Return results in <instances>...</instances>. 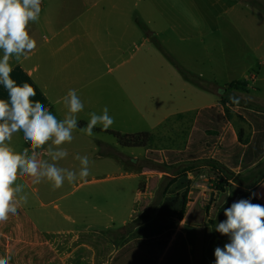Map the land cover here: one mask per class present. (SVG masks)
<instances>
[{
    "label": "crops",
    "instance_id": "crops-1",
    "mask_svg": "<svg viewBox=\"0 0 264 264\" xmlns=\"http://www.w3.org/2000/svg\"><path fill=\"white\" fill-rule=\"evenodd\" d=\"M135 5L134 0H42L39 21L29 25L30 35L37 41L36 49L22 62L11 61V77L18 84H31L36 90L33 99L42 102L59 119L66 111L63 96L70 89L77 91L84 109L77 115L79 127L73 132V141L64 145L69 155L58 166L78 170L75 155H87L89 176L70 185L73 190L82 189L96 183V176L105 170V179L120 181L113 188L116 210L105 209L109 193L87 188L63 205L68 226L47 232L30 211L32 195L26 191L32 185L31 178L19 177L17 183L25 186L28 203L20 206L18 213L26 221L0 222V257H7L10 242H14L20 248H34V258L39 249L44 252L41 260H28L29 264H54V258L56 264H73L75 257L78 264H210V222L218 220L223 206L232 204L235 196L229 199L232 186H237L235 179L245 184L249 197L253 192L264 194V97L254 87L255 78L244 75V86L236 90L243 88L249 95L250 82L256 97L235 98L238 103L232 106L229 116L226 107L230 104L221 103L222 95H226L222 88L210 87L192 76L201 84L185 82L196 88L198 95H205L207 102L203 104L198 105L197 98H145L143 93L134 98L124 91L120 96L119 90L120 80L127 82L134 75V66H125L136 52L162 53L172 65L186 71L171 55L198 57L204 53L210 58L220 50L226 54L232 33L244 40L242 48L260 56L257 69L264 70V39L257 44L247 41V37L264 29V0H142V14L138 16L134 14ZM229 67L230 64L223 66V70H230ZM120 69L124 72L120 73ZM227 82L234 83L230 79ZM0 98H6L2 85ZM105 106L114 118L108 130L97 126L91 137L79 131L86 127L89 113L99 114ZM213 107L221 118L202 114ZM200 117L207 122L203 123L206 128L196 126ZM183 120L190 130L186 147L181 149L178 144L182 140ZM169 124L176 136L161 150H151V144L142 148L124 144L127 157L116 152L119 139L105 133H148L155 138L158 133L169 132ZM22 136L18 133L13 137L12 146L17 151L29 147ZM102 150L108 153L103 154ZM38 151L40 158H47L42 150ZM211 172L226 175L228 184L214 198L208 186ZM168 181L150 219L110 241L109 233L145 213ZM66 184L69 183L65 181L62 187ZM59 189L43 182L31 192L48 195ZM130 194L135 207L120 220L117 216L124 212V200ZM97 200L102 202L98 206L101 207L92 204L87 223L81 225L85 220L81 208ZM251 202L264 205V198L252 197ZM54 208L59 209L57 205ZM103 216L107 218L105 224L101 223ZM11 231H18L19 237H9ZM229 242L226 236L225 244ZM72 244L80 248L68 250L66 257L61 258L55 250L60 245L70 248Z\"/></svg>",
    "mask_w": 264,
    "mask_h": 264
},
{
    "label": "clouds",
    "instance_id": "clouds-1",
    "mask_svg": "<svg viewBox=\"0 0 264 264\" xmlns=\"http://www.w3.org/2000/svg\"><path fill=\"white\" fill-rule=\"evenodd\" d=\"M41 4L42 0H0V85L6 91V98H0V222L17 215L18 208L28 203L25 186L17 183L19 177H30L33 185L48 182L55 190L65 181L74 184L90 174L87 155H75L78 170L58 166L69 155L64 145L73 141V132L79 127L77 115L84 109L77 91L70 89L63 96L66 111L59 119L33 99L36 90L31 84H18L11 77V61L22 62L36 49L29 25L39 21ZM229 99L238 103L233 97ZM89 117L86 127L79 128L89 137L95 127L106 131L114 124L107 106ZM18 133L29 145L22 151L12 146ZM38 150L47 158H40ZM252 197L264 198V194L253 192L248 199L233 202L224 209L226 219L215 224V231L228 236L230 242L215 248L214 264H264V205L252 203ZM9 259L0 257V264H9Z\"/></svg>",
    "mask_w": 264,
    "mask_h": 264
},
{
    "label": "rangeland",
    "instance_id": "rangeland-1",
    "mask_svg": "<svg viewBox=\"0 0 264 264\" xmlns=\"http://www.w3.org/2000/svg\"><path fill=\"white\" fill-rule=\"evenodd\" d=\"M135 2V9L134 14L136 16L141 15V3L142 0H134ZM251 8H248V11ZM261 12V11H259ZM253 15V14H252ZM260 14L258 13L257 16ZM261 16V15H260ZM264 29H261L254 37H247V41L252 44H257L260 40L264 39V32H262ZM229 40L224 39V42H227ZM244 40L238 35L237 33H232L231 35V46L228 49H225L227 51L226 54H223V50H220L221 52H216L215 54L209 56L204 55V53H200L198 57H192L187 54H174L171 55V59L175 60L176 62L182 64L185 72L188 73L190 76L195 77L199 79L200 82L209 84L208 86L213 87L214 85L216 88L221 87L222 90L226 93L225 97H234V98H254L256 97V90L257 93L264 97V70L257 69L258 67V61L260 60V56L257 54H253L249 50H245L242 48ZM145 52H136L133 59L129 61V63L125 66H128V69L134 66V72H132L134 75L131 80L124 82L120 80L119 90H120V96H123V91L125 93H128L130 97L138 98L139 93H143L145 95V98H197L198 102L200 104H203L207 102V99L205 95H198L196 92V88H193V86L188 85L185 81V79L182 77V75L178 72L176 67L170 63V61L162 54V53H155V54H144ZM230 64V70H223V66H227ZM149 65V67L147 66ZM209 68V70H207ZM120 73H123L121 69L119 70ZM253 77L255 78L254 81V87L255 92L252 90L254 87L253 85L248 82L247 87L249 95L243 92V88H240L239 91L236 90L235 87H231L230 83L227 84L228 80L232 82H241L243 81V78L245 77ZM193 78L194 83L198 82L199 85L201 84L197 79ZM216 84H215V81ZM192 88L194 90H192ZM252 93V94H251ZM214 98H219L218 96H215ZM196 103H194L195 105ZM248 105V104H247ZM234 105H231L226 107V113L229 116L230 111L234 109L232 107ZM185 120L182 121V129H181V144L180 141L175 139L177 142L179 141V144L181 146V149L186 147V141H187V135L189 133L190 127ZM170 127V131L165 133V135L158 133L157 137H153L152 143L150 145L151 150L157 151L161 150L164 145L169 143L171 138L175 137V131L174 127H171V124L168 125V128ZM178 130V128H177ZM178 132V131H177ZM170 135V136H169ZM117 145V151L119 155L128 156L129 152L124 148V142L116 141ZM142 152V151H137ZM117 155L118 157H120ZM106 173L105 170L101 172L102 175L96 176L99 180L96 183L88 184L86 187L82 189L73 190L72 186L70 184H66L65 187L60 188L59 190H56L55 192L48 194V195H42V194H32L31 189L35 187V185H30L26 192H28L30 195H32L31 200V209L32 211V217H36L40 221V225L46 227L47 229L45 231L47 232H54L57 230H61L64 227L68 226L67 222L64 220V213H63V205L66 202H69L79 194L85 190L90 189L89 191H94L98 193H109V198L107 199L108 204H105V209L114 211L115 209V200L113 199L114 196V190L117 185L120 184V181L118 180H107L105 179L106 176L104 175ZM209 189L210 192L213 194L212 198L216 196V194L220 191H217L216 187H226L228 184L225 183L227 178L226 175H218L216 173H209ZM237 179H235V183L240 184L237 182ZM128 184V183H126ZM131 184V183H129ZM237 186H232L231 188V194L230 198L232 199L236 192H237ZM113 195H112V194ZM53 201V202H52ZM42 203V204H41ZM102 202L94 201L91 202L88 205H85L81 208V214L85 216V220L81 222V225H84L87 223L88 219L87 216L90 217L92 204L97 207L98 209L101 207H98L101 205ZM54 205H57L59 207L58 210H55ZM124 205H126L125 210L123 213H119L117 218L122 219L124 215H127L128 212H130L135 206L132 204V196L131 194L127 196L124 200ZM97 217H99L97 211H95ZM31 216V214H29ZM89 223V222H88ZM101 223L105 224L107 223V218L103 216L101 219ZM117 223V222H115ZM85 226V225H84ZM103 227V226H101ZM123 233L120 230H114L109 233L110 241L111 240H117L121 237ZM28 248H20L17 246H14V242H10V247L8 251H12L13 253H22L23 256H28L25 254V252H29ZM80 247L78 245L72 244L70 248H66L63 245H60L55 250L59 254L61 258L66 257L68 254V250H78ZM82 248V247H81ZM34 250V248H31ZM92 249V248H91ZM44 252L42 250H38L36 253V256L34 258L35 252H33L32 255H30V260L32 263L34 262V259L41 260V257ZM73 255V254H72ZM38 256V257H37ZM72 257V256H71ZM75 257V256H74ZM72 259V258H71ZM77 257L72 259L73 264H78L79 262L75 261ZM81 263V262H80Z\"/></svg>",
    "mask_w": 264,
    "mask_h": 264
},
{
    "label": "trees",
    "instance_id": "trees-1",
    "mask_svg": "<svg viewBox=\"0 0 264 264\" xmlns=\"http://www.w3.org/2000/svg\"><path fill=\"white\" fill-rule=\"evenodd\" d=\"M264 10V8H263ZM173 65L176 67V69L178 70V72L182 75V77L188 81L189 83L193 84L194 83V80L191 76H189L185 71H183L177 64L173 63ZM195 84V83H194ZM244 84L242 82H234L231 84V87H235L236 89H238L239 87H243ZM226 95L223 94L222 95V99H221V103L224 104V103H229L231 105H236V103H233L232 100H224V98H230V97H225ZM234 98V97H233ZM216 107H213V108H209V109H205L202 111V114L204 115H207V116H215V117H218V118H221L220 115H218L216 113ZM249 117H251V114H248ZM207 123L206 121H203L202 118L200 117L198 120H197V123H196V126L197 127H203V128H206V124L204 126L203 123ZM117 139H119L120 141L124 142L125 144H127L128 146H131V147H145L147 146L148 144H151L152 143V136L148 133H137V134H126V135H121L119 133H114V132H105ZM195 136V133L193 134ZM102 153L103 154H107L104 150H102ZM260 154V152L258 151V155ZM109 155H112L113 154H109ZM237 182H239V180L237 179ZM240 183V182H239ZM170 184V181L166 182L164 184V186H162L160 188V190L158 191V193L156 194V197L154 199V201L152 202V204L150 205V207L148 208V210L143 213L142 215H140L139 217H137L136 219H134L132 222H130L129 224H127L125 227H123L121 229V232L123 233L121 235L124 236L126 234H128L129 232H131L135 227H137L138 225H141L142 223L148 221L153 213V211L155 210V208L157 207L158 203H159V200H160V197L164 194L166 188L168 187V185ZM252 185V184H251ZM243 189L245 190L244 194L240 197V199H248L249 198V193L247 192V188L245 187V184H238V189ZM217 191H223V188L222 187H216ZM239 199V200H240ZM231 200V198L229 199V201ZM230 203L228 202L225 206H223V208L220 210L219 212V216H218V220L216 221H211V225L213 227V236H212V239L210 241V244H209V247H208V250H207V257L209 259V263L210 264H214V261H215V256H214V250L217 246L223 248V246L225 245V240H226V236L224 235H221L220 233L216 232L214 227H215V224L221 222V221H224L226 219L225 215H224V209L230 207L231 205H229ZM19 221H23L25 222V217L20 215L19 213H17V215L15 216H9V219L7 220V222L9 223H15V222H19ZM9 237H12L14 238L16 235L19 234V232H14V231H11V232H8ZM16 237H19V236H16ZM4 239V238H3ZM25 248H28V247H25ZM29 252H25V254H27L28 256H23L22 253H13L12 251H10L9 253H7V257L10 258L9 259V264H29V261L30 260V255L33 254V249H31V247L28 249ZM1 253L4 255V251H1ZM46 254L49 255V257H52V254L49 252V251H45ZM56 258L53 259V263L56 264Z\"/></svg>",
    "mask_w": 264,
    "mask_h": 264
},
{
    "label": "water",
    "instance_id": "water-1",
    "mask_svg": "<svg viewBox=\"0 0 264 264\" xmlns=\"http://www.w3.org/2000/svg\"><path fill=\"white\" fill-rule=\"evenodd\" d=\"M243 193H244V190H242V189L238 190L236 192L235 197L232 200V203L238 201L240 199V197L243 195Z\"/></svg>",
    "mask_w": 264,
    "mask_h": 264
}]
</instances>
